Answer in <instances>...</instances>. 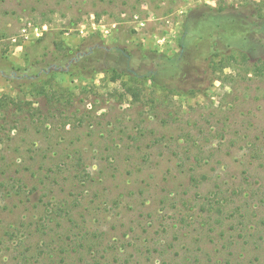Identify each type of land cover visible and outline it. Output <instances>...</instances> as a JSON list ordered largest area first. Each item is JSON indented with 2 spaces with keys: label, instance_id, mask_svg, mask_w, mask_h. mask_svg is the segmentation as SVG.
I'll use <instances>...</instances> for the list:
<instances>
[{
  "label": "rangeland",
  "instance_id": "rangeland-1",
  "mask_svg": "<svg viewBox=\"0 0 264 264\" xmlns=\"http://www.w3.org/2000/svg\"><path fill=\"white\" fill-rule=\"evenodd\" d=\"M247 7L264 19V0H0V264H264L201 211L264 155V63L216 59L210 84L195 62L173 90L141 63L116 77L125 56L180 52L194 12Z\"/></svg>",
  "mask_w": 264,
  "mask_h": 264
},
{
  "label": "trees",
  "instance_id": "trees-1",
  "mask_svg": "<svg viewBox=\"0 0 264 264\" xmlns=\"http://www.w3.org/2000/svg\"><path fill=\"white\" fill-rule=\"evenodd\" d=\"M243 10V12L237 13L235 9L231 8L225 10L207 8L201 12H194L183 25L179 38L180 52L172 56L156 51H147L142 56L137 53L125 56L126 67L118 70L116 77L125 75L137 78L139 75L132 68L137 66V63H141L138 69L145 68V74L139 77H144L163 88L169 86L173 90L179 85L178 79L197 71L194 65L196 62L206 64L209 75L208 82L212 84L214 70L211 64L222 57L233 58L235 53L241 56L243 64L248 68L252 67L250 71L255 72L256 76L261 75L263 71L259 70L257 62L264 63V57H262L264 56V19L259 15L260 10H253L252 7ZM89 39L91 40L92 37ZM89 48L94 55L101 50L97 45L89 46ZM107 50L110 56L119 55L118 48L114 45H111ZM88 54L83 53L81 57L87 58ZM81 57L79 56L77 60H82ZM254 58L257 59L252 60ZM75 66L79 69L78 63L75 62ZM136 66L134 68H137ZM95 70L99 71L94 65L90 72L80 75L90 76ZM192 90L194 91V89ZM251 154L253 155H248L246 158L239 183H236L235 186L227 184L226 191L223 190V185L226 184L215 185L213 197H206L201 203L202 212H211L222 221L225 218L230 219L228 226L230 235H227L229 240L223 246L226 251L236 245L253 247L254 250L264 249V188L260 184L259 187H256L251 183L258 180L261 170H264V164L259 161L264 158V155L261 150ZM186 161L189 162L188 157L183 158L182 163L178 165L181 167L178 168L181 174L186 172L181 169L189 168L188 173H190L197 168V164L186 167ZM192 161L196 163V158H193ZM188 177L189 182L192 181L194 184L192 185L195 186L197 181L195 176L189 174ZM254 198L255 205L251 206V199ZM253 207L255 209H252ZM230 250L229 252H231Z\"/></svg>",
  "mask_w": 264,
  "mask_h": 264
},
{
  "label": "built area",
  "instance_id": "built-area-1",
  "mask_svg": "<svg viewBox=\"0 0 264 264\" xmlns=\"http://www.w3.org/2000/svg\"><path fill=\"white\" fill-rule=\"evenodd\" d=\"M137 20H139L138 17H137V16H133V20H132V21H133L134 23H137ZM139 24H140V23H139Z\"/></svg>",
  "mask_w": 264,
  "mask_h": 264
}]
</instances>
